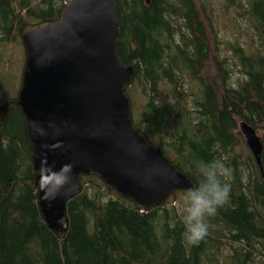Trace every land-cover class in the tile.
<instances>
[{
  "label": "trees",
  "instance_id": "trees-1",
  "mask_svg": "<svg viewBox=\"0 0 264 264\" xmlns=\"http://www.w3.org/2000/svg\"><path fill=\"white\" fill-rule=\"evenodd\" d=\"M68 1L0 0V47L19 43L27 25L57 20ZM215 2L245 20L258 46L221 40ZM116 18L115 52L134 68L125 89L131 110L143 100L142 124L131 118L133 127L196 185L200 161H225L229 199L208 218L207 235L188 244L179 211L187 190L145 211L83 175L59 237L38 207L20 82L0 72V83L16 90L0 122V264H264V0H116ZM224 49L239 66L234 80ZM241 121L263 133V175Z\"/></svg>",
  "mask_w": 264,
  "mask_h": 264
},
{
  "label": "water",
  "instance_id": "water-1",
  "mask_svg": "<svg viewBox=\"0 0 264 264\" xmlns=\"http://www.w3.org/2000/svg\"><path fill=\"white\" fill-rule=\"evenodd\" d=\"M117 34L116 0H69L57 20L20 33L25 60L16 103L32 147L38 207L59 237L83 175H97L145 211L196 186L133 127L125 89L134 68L121 64ZM9 103L0 83V122ZM239 130L263 175L260 136L245 121Z\"/></svg>",
  "mask_w": 264,
  "mask_h": 264
},
{
  "label": "clouds",
  "instance_id": "clouds-1",
  "mask_svg": "<svg viewBox=\"0 0 264 264\" xmlns=\"http://www.w3.org/2000/svg\"><path fill=\"white\" fill-rule=\"evenodd\" d=\"M198 171L200 181L187 190L179 206L185 228L183 238L188 244H196L207 235L208 218L227 202L231 191L232 169L225 161H200Z\"/></svg>",
  "mask_w": 264,
  "mask_h": 264
},
{
  "label": "rangeland",
  "instance_id": "rangeland-1",
  "mask_svg": "<svg viewBox=\"0 0 264 264\" xmlns=\"http://www.w3.org/2000/svg\"><path fill=\"white\" fill-rule=\"evenodd\" d=\"M215 19L219 26L221 40H232L238 38L243 45V41L250 42L253 46H258L257 37L251 29L246 26L245 20L236 16L233 9H225L221 4L215 2L213 7ZM2 51V66L0 72L2 74L9 72L15 79V86L19 84L21 79V73L23 70L25 55L21 40L19 43H9L0 47ZM224 56L228 57L230 66H233L234 72L232 74L233 80L239 75L238 65H233L232 53L228 49L223 50ZM3 87L7 94L14 93L16 90L13 87H9L5 82ZM132 84V83H131ZM19 89V88H18ZM14 91V92H13ZM18 92V91H17ZM9 96V95H8ZM17 97V94H16ZM130 101V100H129ZM143 100L137 96L135 98V107L131 110V118L135 120L139 125L142 124V108ZM131 106V103H130ZM260 137L263 136L261 131H258ZM244 140V139H243ZM245 143V142H244ZM246 145V144H245ZM247 147V146H246ZM247 150L249 151L248 147ZM250 152V151H249Z\"/></svg>",
  "mask_w": 264,
  "mask_h": 264
}]
</instances>
